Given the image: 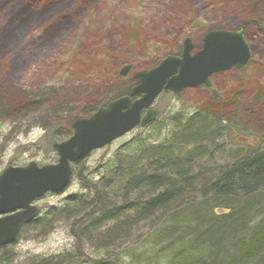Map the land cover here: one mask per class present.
<instances>
[{"label": "rangeland", "instance_id": "374dc122", "mask_svg": "<svg viewBox=\"0 0 264 264\" xmlns=\"http://www.w3.org/2000/svg\"><path fill=\"white\" fill-rule=\"evenodd\" d=\"M261 1L0 0V173L9 166L56 164L53 145L72 135L76 119L126 96L136 72L179 56L186 38L197 51L208 31L243 26ZM245 39L252 51L247 66L213 75L209 89L159 95L152 106L154 122L91 152L73 167L64 192L37 200L40 217L9 246L14 264L61 255L80 264L103 258L104 241L96 239H81L82 255L77 252L80 241L62 213L68 198L86 192L82 179L95 183L125 146L164 140L174 118L201 111L232 118L225 150L254 147L264 134V34L249 26ZM125 66L132 69L121 79ZM145 226L139 224L127 238L134 254L123 259L125 264H139L140 253L150 250L141 248L150 234Z\"/></svg>", "mask_w": 264, "mask_h": 264}, {"label": "trees", "instance_id": "16d2710c", "mask_svg": "<svg viewBox=\"0 0 264 264\" xmlns=\"http://www.w3.org/2000/svg\"><path fill=\"white\" fill-rule=\"evenodd\" d=\"M263 5L260 20L244 26L263 28ZM171 121L164 140L125 146L95 183L82 179L86 192L68 198L62 213L77 252L81 239L104 241L103 258L83 264H125L134 254L127 238L144 223L141 248L150 250L139 264H264V134L254 147L225 150L232 118L201 111ZM67 257L39 264H80ZM14 263L1 248L0 264Z\"/></svg>", "mask_w": 264, "mask_h": 264}, {"label": "water", "instance_id": "95a60500", "mask_svg": "<svg viewBox=\"0 0 264 264\" xmlns=\"http://www.w3.org/2000/svg\"><path fill=\"white\" fill-rule=\"evenodd\" d=\"M243 31V27L210 30L197 51L186 38L179 56H168L153 69L136 72L133 77L137 84L127 96L111 101L89 118L76 119L71 125L72 135L53 145L56 164L5 168L0 173V249L12 245L22 227L39 217L36 200L68 188L75 164L136 127L151 124L156 118L152 105L161 93L209 88L212 75L244 68L252 54ZM130 70L131 66H125L119 76L125 78Z\"/></svg>", "mask_w": 264, "mask_h": 264}, {"label": "bare ground", "instance_id": "6f19581e", "mask_svg": "<svg viewBox=\"0 0 264 264\" xmlns=\"http://www.w3.org/2000/svg\"><path fill=\"white\" fill-rule=\"evenodd\" d=\"M255 16H256V18L258 19L257 14H255ZM18 18H20V16H16V19H18ZM258 20H260V19H258ZM256 31H257V30H256ZM259 32H260L261 34H264V26H263V28L259 29ZM230 121H231V120H230Z\"/></svg>", "mask_w": 264, "mask_h": 264}]
</instances>
